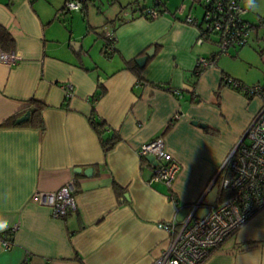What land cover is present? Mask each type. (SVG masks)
<instances>
[{
    "label": "crops",
    "instance_id": "0c3cea01",
    "mask_svg": "<svg viewBox=\"0 0 264 264\" xmlns=\"http://www.w3.org/2000/svg\"><path fill=\"white\" fill-rule=\"evenodd\" d=\"M87 1L67 11L65 0H0V25L19 57L0 60V239L18 224L12 247L0 244V264H149L167 245L159 221L181 222L193 205L201 217L217 200L221 175L213 177L261 105L222 77L264 85V16L249 21L240 3L246 21H261L253 75L237 68L249 58L239 48L196 73L198 56L217 54V39L198 43V26L164 0ZM157 1L167 11L146 17L142 8ZM65 82L74 86L70 98ZM111 136L105 150L102 138ZM157 136L181 165L170 188L151 181L153 163L137 154ZM70 178L77 208L65 219L31 200ZM203 264H264V208Z\"/></svg>",
    "mask_w": 264,
    "mask_h": 264
},
{
    "label": "built area",
    "instance_id": "2783aa9c",
    "mask_svg": "<svg viewBox=\"0 0 264 264\" xmlns=\"http://www.w3.org/2000/svg\"><path fill=\"white\" fill-rule=\"evenodd\" d=\"M85 3L86 0H65L63 9L80 10ZM166 11L157 1L156 5L145 8L143 13L148 18H156ZM246 11L239 0H203L200 22L190 15L186 16L185 22L200 29L197 42L206 41L213 35L219 48L213 56H200L196 59L197 72L214 66L220 53H227L230 48L242 47L252 36H257L258 28L243 18ZM105 36L106 48H113V34L108 31ZM18 58L13 51L0 50V60L4 63H15ZM222 83L249 97H258L261 100L260 108L213 177L214 182L221 175L217 200L201 217L193 216L196 207L193 205L181 222L174 218L159 221L156 226L167 234V245L149 264H203L252 215L264 208V85H247L228 75H223ZM62 88L66 98L73 96L72 83L65 82ZM137 154L139 157L153 155L157 161L151 181L162 182L169 188L172 186L181 165L166 150L163 137L157 136L141 144L137 148ZM223 191H228L225 197H222ZM76 195L75 180L70 178L56 190L35 191L31 200L50 209L54 218L65 219L77 208ZM171 199L174 200L173 195ZM17 228L18 224H14L6 231L5 237L0 239L4 249L12 247L11 235Z\"/></svg>",
    "mask_w": 264,
    "mask_h": 264
},
{
    "label": "rangeland",
    "instance_id": "374dc122",
    "mask_svg": "<svg viewBox=\"0 0 264 264\" xmlns=\"http://www.w3.org/2000/svg\"><path fill=\"white\" fill-rule=\"evenodd\" d=\"M152 0H139L140 5L142 4H148L149 2L151 3ZM166 4H169L170 7L173 6L172 8V14L176 16H186L190 15L191 17L194 18V16L201 21V14L203 10V0H164ZM88 1L86 0V3ZM243 6H246L249 9V12L245 15L246 18H248L249 21L252 20L254 22L256 16L257 17H262L264 16V0H240L239 1ZM102 3H104V6H109L106 3V0H102ZM98 4V3H96ZM127 7V5H126ZM130 7V6H128ZM129 10V8H128ZM187 14V15H186ZM187 23V22H186ZM106 26V25H105ZM199 29V27H198ZM264 31V29H262ZM261 31V32H262ZM200 33V29H199ZM199 36V34H198ZM212 38H215L213 35H211ZM253 38H250L248 43L243 45L242 47H236L239 49H245L247 51V57L248 59H244L243 61H236L235 64L237 68L240 70L242 69L245 73H248L250 75H253L257 69H259V65H257V62L260 61L259 56L252 50L253 47L257 44L256 42H252ZM199 43V42H198ZM218 47V46H217ZM234 49V48H231ZM219 50V48H218ZM229 51L227 53H220L218 55V58L221 55H228ZM200 57V56H198ZM197 57V58H198ZM204 57V56H203ZM217 58V59H218ZM251 85V84H247ZM258 98V97H256Z\"/></svg>",
    "mask_w": 264,
    "mask_h": 264
},
{
    "label": "trees",
    "instance_id": "16d2710c",
    "mask_svg": "<svg viewBox=\"0 0 264 264\" xmlns=\"http://www.w3.org/2000/svg\"><path fill=\"white\" fill-rule=\"evenodd\" d=\"M135 3H133L132 5H135ZM144 9L145 8H142L143 11H144ZM246 22H248L249 24H251V25H253L254 27H257V28L259 27V24L261 23V21H260L259 24L250 23L249 21H246ZM261 24H264V23H261ZM206 40H208V39H206ZM13 47H14V41H13L11 35L9 34V32L2 25H0V50L1 51H13ZM258 51L259 52L264 51V46L260 47L258 49ZM195 71H197V70H195ZM200 72H196V73H200ZM40 108H41V106H39L37 109H40ZM39 121L40 122L37 125H41V119ZM7 122L8 121H5L3 124L6 125ZM93 124H94V126L96 128H98L99 132L101 133L100 123H97V122L93 121ZM115 141H116V137H114V136H111V137H108V138H104L103 137L102 138V144H103L105 150H108L114 144ZM222 193H223L222 197H225L228 194V191H223Z\"/></svg>",
    "mask_w": 264,
    "mask_h": 264
},
{
    "label": "water",
    "instance_id": "95a60500",
    "mask_svg": "<svg viewBox=\"0 0 264 264\" xmlns=\"http://www.w3.org/2000/svg\"><path fill=\"white\" fill-rule=\"evenodd\" d=\"M150 55H152V47H151L149 50L146 51V53H145L144 56L138 57V58H136L135 60H136V62H137L138 65L142 66V65L144 64L146 58H147L148 56H150ZM29 115H30V112L27 111L24 115H22L21 117H19V118L16 120V123H21V122H23V121L28 120V119H29ZM192 123H193V124H199V125H201L200 123H198V122L195 121V120H193ZM145 158L148 159L149 161H151V162L153 163V165H155V164L157 163V161L155 160V158H154L153 155H147ZM78 171H79V168L75 169V172H78ZM86 173H87V172H86ZM127 197H128V196L125 194V195H124V198L127 199Z\"/></svg>",
    "mask_w": 264,
    "mask_h": 264
}]
</instances>
